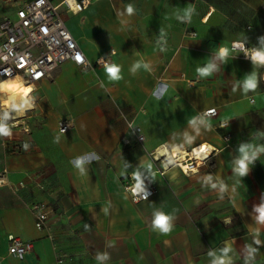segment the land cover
Wrapping results in <instances>:
<instances>
[{
	"label": "crops",
	"instance_id": "obj_1",
	"mask_svg": "<svg viewBox=\"0 0 264 264\" xmlns=\"http://www.w3.org/2000/svg\"><path fill=\"white\" fill-rule=\"evenodd\" d=\"M64 18L90 65L61 64L32 83L30 106L17 111L0 88L7 117L31 127L30 135L15 129L13 137L33 144L13 152L0 137V171L27 184L18 193L0 187V264H264V153L246 176L235 171L242 145L264 146V65L252 60L264 48V0H95ZM234 40L247 44L249 57L230 49L219 59L216 50ZM111 52L122 66L118 82L97 65ZM208 63L212 76L201 79L196 69ZM253 72L257 87L245 91ZM211 107L218 114L204 117ZM68 119L74 124L61 132ZM205 143L210 154L189 174L170 157ZM81 155L84 174L70 163ZM134 172L154 186L149 199L135 202L124 190ZM37 201L51 207L54 240L35 225L29 204ZM157 212L171 217L170 234L153 231ZM15 236L34 242L23 258L9 252Z\"/></svg>",
	"mask_w": 264,
	"mask_h": 264
},
{
	"label": "built area",
	"instance_id": "obj_2",
	"mask_svg": "<svg viewBox=\"0 0 264 264\" xmlns=\"http://www.w3.org/2000/svg\"><path fill=\"white\" fill-rule=\"evenodd\" d=\"M16 5L14 17H7L0 23V81L5 78L15 77L22 81L32 84L46 77H50L52 72L65 62H72L79 67H87L90 65L88 58L68 28L64 15L69 13H80L84 11L95 0H10ZM188 22V20H186ZM189 37H196V31L186 30L184 33ZM243 43L244 49L232 47L236 52H241L243 57L245 50L248 49L247 44L241 40H234L230 47L235 44ZM112 53L102 56L97 60V65L103 66L105 62L112 63ZM83 56V62L77 63L76 56ZM103 58V60H101ZM23 64V67H21ZM39 74V79L37 75ZM264 79V75H263ZM190 85H195L196 80L187 79ZM215 117L218 114L216 107ZM208 108V109H211ZM201 114L207 117L206 111ZM5 108L0 105V124L9 127L13 133L15 129H21L24 134L30 135L31 127L27 120H20L14 114L5 118ZM74 124V119L65 120L60 128L61 132L67 131ZM226 121L220 123L221 127L227 126ZM130 128L133 129L139 141L144 139L139 126L134 125L133 121L129 122ZM225 140H231V134L225 136ZM29 145L28 149L33 147L29 139L13 137H5L2 140L4 148L13 152L25 151L23 144ZM229 145V144H228ZM27 149V150H28ZM194 150V148L192 149ZM174 155V153H173ZM190 157V156H189ZM174 163V162H173ZM182 165L179 161L175 164L179 165L183 172L189 174L194 171L193 161H186ZM8 171L6 169L0 171V187L8 186L15 193L26 188L27 184L24 180L14 183L8 179ZM35 178V177H32ZM144 191L139 193L137 197L132 196L130 188L134 186L135 180L128 179L124 182V190L131 196L135 202L143 201V197L147 195V199L155 193L154 186L146 179H141ZM46 182H39L41 189L46 187ZM29 208L35 219V225L39 230H48V237L54 240L52 227L50 223L51 207L46 202H33L29 204ZM34 242L21 237H12L9 244V252L21 258L32 252ZM66 253L59 254V263H63Z\"/></svg>",
	"mask_w": 264,
	"mask_h": 264
},
{
	"label": "clouds",
	"instance_id": "obj_3",
	"mask_svg": "<svg viewBox=\"0 0 264 264\" xmlns=\"http://www.w3.org/2000/svg\"><path fill=\"white\" fill-rule=\"evenodd\" d=\"M126 11L129 15H131L134 11L133 7L131 5L126 7ZM260 40L262 42H264V37H260ZM232 47H238L240 49H244V44L243 43H239V44H235L232 45ZM227 45H221L217 50V56L219 59L224 60L226 57H228L230 55V49ZM247 50H245V55H247ZM112 55H115V52L112 53ZM101 60H103V58H101ZM252 60L254 62V64H259V65H264V48H261L259 50H255L252 53ZM76 62L77 63H82L83 62V56L81 55H77L76 56ZM104 67V72L105 75L108 79L109 82H118L120 80L123 79V75H122V66L116 63H109V62H105L103 64ZM141 67V64L137 63L134 64L131 68V71L133 73H135V71ZM143 67L145 70H150L149 69V65L148 64H143ZM215 69V65L208 63L206 64L205 67H201V68H197L196 72L197 75L203 79L205 77H210L212 76V72ZM37 79H39V74L36 77ZM257 87V74L255 72H253V74L249 77L246 78L245 83H244V88L245 91L248 90H255ZM32 89L30 87L25 88L23 91V96L27 97L28 93L31 91ZM27 106V100L25 99L24 104L23 105H17V104H12V107L15 108L16 110H20L22 107H26ZM216 110L214 108L208 109L206 111V115L207 117H211L213 115H215ZM5 118H7V112H5ZM191 123L195 124L196 121H190ZM12 136V131L9 127H7L4 124H0V137H11ZM24 148V150H27L29 148V145L27 143L23 144L22 146ZM241 156L236 160V168L235 171L241 176H246L248 174L249 171V164L253 163L259 156L260 153H264V146H260L258 148H253L251 145H242L239 149ZM74 161V164H73ZM70 163H72L73 167L75 169H79L81 174H84V168L83 165L85 163V160L83 158V156H76L72 161H70ZM210 178V177H209ZM133 179L135 180V184L134 186H132L130 188L131 194L134 197H137L139 195V193H141L142 191H144L143 187H142V180L140 177L139 172H134L133 173ZM213 188L216 187V185H212ZM221 190H223V187H221ZM144 200H147V195H145L143 197ZM261 213V216L258 218L259 222L264 223V208H260L258 209ZM171 217L164 213V212H157L154 214L153 216V221H152V226H153V231L159 229L160 233L162 235H168L171 233V229H170V221ZM225 254H227V252L229 251V249H225ZM213 264H225L223 259H219L213 262Z\"/></svg>",
	"mask_w": 264,
	"mask_h": 264
},
{
	"label": "bare ground",
	"instance_id": "obj_4",
	"mask_svg": "<svg viewBox=\"0 0 264 264\" xmlns=\"http://www.w3.org/2000/svg\"><path fill=\"white\" fill-rule=\"evenodd\" d=\"M14 79H16V78L15 77L5 78L4 80H2V82L0 84L1 92L5 93V98H6L5 104H7V106H10V107H12V104H17V105L24 104L25 99L27 100V97L23 96L24 90L22 92H19L20 91L19 87L21 86L20 82L15 83ZM22 82L26 85L25 87H23V89L28 88V87H30L31 89L33 88L32 84H28L24 81H22ZM27 104H29V103H27ZM29 106H30V104H29ZM18 114H19V112H18ZM168 151L169 150L167 149V152ZM210 151H211V146L209 144L205 143V144H202L200 146H197L191 152H181L180 153V152L176 151V152H174V155L173 154L171 155L170 153H169V155H171L170 157L173 158L174 161H179L182 165H185L186 161L192 160L193 162H195L198 160L205 159L210 154ZM193 165H194V163H193ZM194 170H197L196 167H194Z\"/></svg>",
	"mask_w": 264,
	"mask_h": 264
},
{
	"label": "rangeland",
	"instance_id": "obj_5",
	"mask_svg": "<svg viewBox=\"0 0 264 264\" xmlns=\"http://www.w3.org/2000/svg\"><path fill=\"white\" fill-rule=\"evenodd\" d=\"M16 5L13 4L10 0H0V23L7 17H14ZM25 87V86H24ZM19 92H22L24 89L21 87ZM264 118V113L261 116V120ZM264 124V122H262Z\"/></svg>",
	"mask_w": 264,
	"mask_h": 264
},
{
	"label": "snow or ice",
	"instance_id": "obj_6",
	"mask_svg": "<svg viewBox=\"0 0 264 264\" xmlns=\"http://www.w3.org/2000/svg\"><path fill=\"white\" fill-rule=\"evenodd\" d=\"M21 67H23V64H21Z\"/></svg>",
	"mask_w": 264,
	"mask_h": 264
}]
</instances>
